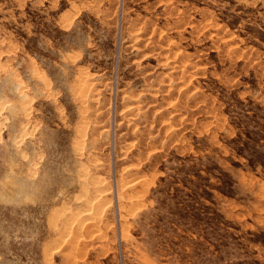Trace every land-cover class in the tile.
Returning a JSON list of instances; mask_svg holds the SVG:
<instances>
[{"label":"rangeland","instance_id":"374dc122","mask_svg":"<svg viewBox=\"0 0 264 264\" xmlns=\"http://www.w3.org/2000/svg\"><path fill=\"white\" fill-rule=\"evenodd\" d=\"M0 264H264V0H0Z\"/></svg>","mask_w":264,"mask_h":264}]
</instances>
